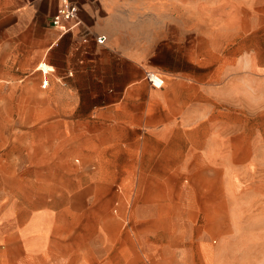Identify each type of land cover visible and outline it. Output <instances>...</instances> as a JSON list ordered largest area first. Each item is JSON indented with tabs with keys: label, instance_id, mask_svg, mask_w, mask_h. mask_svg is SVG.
Wrapping results in <instances>:
<instances>
[{
	"label": "crops",
	"instance_id": "0c3cea01",
	"mask_svg": "<svg viewBox=\"0 0 264 264\" xmlns=\"http://www.w3.org/2000/svg\"><path fill=\"white\" fill-rule=\"evenodd\" d=\"M235 1L243 6H264V0ZM202 2L77 0L80 22L60 32L50 25L59 0H0V70L35 71L45 61L52 70L42 71L41 87L68 83L75 89L98 88L83 101V109L69 112L83 120V146L94 158L84 169L83 188L70 192V196L53 197L66 198L64 207L46 202L25 209L17 195L22 190L4 193L8 201L0 209V264H107L108 258L111 263L123 264L121 254H102L106 245L94 243L90 235L91 226L103 213L104 201L97 204L95 199L101 198L98 188L104 183H117L118 192L120 183H132L133 191L146 202L152 200L153 191H166L170 184L179 183L194 184L197 198H215L221 182L229 223L235 227L232 215L254 199L259 207L258 220L264 225V190L253 193L255 185L264 188L262 176L254 174L264 167V143L250 137L255 130H251L250 114L264 116L260 101L264 65L246 57L240 84L242 100L234 103L232 79L218 64L216 29L210 25L207 33L203 22L191 24L192 14L187 13L201 11ZM157 5L163 8H147L151 16L132 22L139 8ZM213 21L210 18L209 23ZM161 26L167 28L165 39L159 31ZM187 39L188 46H193L192 74L185 68L192 55L185 44ZM224 39L226 36L221 41ZM173 51L178 53L177 61L174 58L161 66L157 56ZM203 57L204 63L210 64L209 71L202 69ZM159 69L162 82L154 87L145 72ZM220 89L228 92L223 94ZM251 97L256 99L252 105ZM72 101L76 102V97ZM239 113L242 126L234 133L229 125ZM238 181L241 206L232 203ZM206 184L210 195L202 187ZM35 197L48 195L40 192ZM118 202H114V212ZM159 209L156 213H170L169 208ZM214 209L199 205L185 207L180 213L206 216L213 215ZM153 214L151 207L135 211L137 216H147L150 225ZM68 224L70 241H65L60 233ZM12 247L18 249L17 258L11 256ZM86 249L88 255L82 261ZM92 252L98 257L91 256Z\"/></svg>",
	"mask_w": 264,
	"mask_h": 264
},
{
	"label": "rangeland",
	"instance_id": "374dc122",
	"mask_svg": "<svg viewBox=\"0 0 264 264\" xmlns=\"http://www.w3.org/2000/svg\"><path fill=\"white\" fill-rule=\"evenodd\" d=\"M189 1L192 5L193 0ZM125 8L123 6V14ZM147 8L158 11L163 7L143 6L138 9L140 13L131 18L132 22L139 23L151 16L152 12ZM187 13L192 14L191 24L197 26L203 22L207 33L210 25L216 29L220 43L218 64L224 67L223 74L227 73L232 79L230 88L234 103H240V84L242 76H245L246 57L252 63L264 65V6H243L241 1L235 0H215L213 3L203 0L201 11L193 13L187 10ZM210 18L214 20L211 24ZM159 31L165 39L167 28L161 26ZM185 44L192 53L191 61L186 62L185 68L192 74L193 46H188V39ZM177 54V51L170 55L160 53L157 56L160 65L167 64L169 60L172 63L174 58L176 62ZM202 59L203 71H209L210 64L204 63L207 62L204 57ZM42 63L48 65L45 61ZM42 71L0 70V209L8 201V197L3 194H9V191L17 194L18 190H22L17 195L20 205L25 209L46 202L64 207L66 198L53 197H63V194L70 196V192L81 190L86 164L94 160L93 153L90 158L88 147L83 146V120L69 112L83 109L86 106L83 101L87 100L91 91L98 88L75 89L68 83L64 86L57 84L41 87ZM156 72L162 76L160 69ZM219 91L223 94L228 92L226 89ZM260 91L263 108L264 86ZM73 97H76V102L72 101ZM57 99L59 101L56 102ZM252 100L256 99L250 98L251 105ZM52 112H58L60 116ZM240 115L235 114L233 123L229 125L234 133L241 129ZM250 126L251 130L255 128L250 137L264 143V116L250 114ZM91 144L93 148L94 144ZM254 174L264 179V167ZM116 185L104 183L98 188L102 194L95 202L98 204L104 201L101 205L103 213L100 220L96 219V223L91 226L90 232L94 243L102 242L106 245V253H102L106 257L121 254L123 264H264V225L258 220L259 207L254 199L245 204L243 211L232 215L234 227L225 213L221 182H218L215 198H197L194 184L179 183L170 184V189L166 191H153L152 200L146 202L140 199L139 192L133 191L132 183H120L119 192ZM202 187L206 188V195H210L209 184ZM240 187L238 181L235 186L236 195L232 200L235 206H241L242 203ZM259 190H264L261 184L259 188L255 185L253 193ZM40 192L48 197H35ZM116 199L119 201L116 205L118 209L114 212ZM199 205H211L216 208V212L206 216L180 213L185 207L195 208ZM160 206L169 208L170 213H156L161 210ZM150 207L155 213L150 216L153 225L146 222L147 216L135 215L136 209ZM123 221H126L125 225ZM62 230L61 233L59 231L61 238L70 241V224L63 225ZM10 250L12 258L19 256L17 248L12 247ZM82 255V261H85L88 249ZM91 256L98 257V253L92 252ZM107 264L114 263L108 258Z\"/></svg>",
	"mask_w": 264,
	"mask_h": 264
},
{
	"label": "built area",
	"instance_id": "2783aa9c",
	"mask_svg": "<svg viewBox=\"0 0 264 264\" xmlns=\"http://www.w3.org/2000/svg\"><path fill=\"white\" fill-rule=\"evenodd\" d=\"M78 10L77 0H59V6L50 20V25L58 28L60 32H66L70 30L74 25L80 22L78 18ZM64 22L71 23L66 24ZM97 40L101 41L102 37L98 36ZM151 74H154L159 78L158 83L153 81ZM145 77L152 86L158 87L161 85L162 80L156 73L145 72Z\"/></svg>",
	"mask_w": 264,
	"mask_h": 264
},
{
	"label": "bare ground",
	"instance_id": "6f19581e",
	"mask_svg": "<svg viewBox=\"0 0 264 264\" xmlns=\"http://www.w3.org/2000/svg\"><path fill=\"white\" fill-rule=\"evenodd\" d=\"M38 68H41L44 70V72L48 71V70H52L51 67H49L48 65L44 64V63H40L38 65ZM152 75V79L155 83H158L159 82V78L157 76H155L154 74H151Z\"/></svg>",
	"mask_w": 264,
	"mask_h": 264
}]
</instances>
